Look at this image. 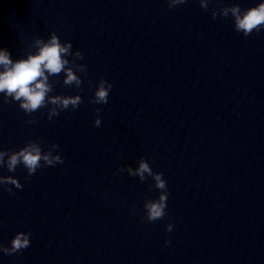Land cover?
<instances>
[{
    "label": "water",
    "instance_id": "1",
    "mask_svg": "<svg viewBox=\"0 0 264 264\" xmlns=\"http://www.w3.org/2000/svg\"><path fill=\"white\" fill-rule=\"evenodd\" d=\"M50 30L83 55L82 102L52 120L38 110L34 124L0 102V148L39 137L64 158L30 180L0 170L23 185L0 191V243L31 233L0 264H264V30L244 36L197 0H0L13 58ZM99 77L112 89L93 105ZM52 79L53 94L76 91ZM141 156L168 187L167 215L151 222L152 178L117 171Z\"/></svg>",
    "mask_w": 264,
    "mask_h": 264
},
{
    "label": "clouds",
    "instance_id": "2",
    "mask_svg": "<svg viewBox=\"0 0 264 264\" xmlns=\"http://www.w3.org/2000/svg\"><path fill=\"white\" fill-rule=\"evenodd\" d=\"M186 0H166L169 8L182 5ZM202 9L209 10L213 19L217 15L230 18L235 31L244 36L252 32L264 30V0L255 2L245 8L239 3H224L217 0L216 6L209 7L211 0H197ZM83 59L79 49H74L70 40H61L55 30H50L46 37L35 36L30 49H22V54L13 58L12 52L0 46V102H15L28 117V124L36 123V118L31 114L41 109H46L47 119L52 120L65 110H75L82 102L79 94L83 77L87 73V66L78 63ZM53 77H60L61 83L70 86L76 91L71 94L54 93ZM91 89L89 103L103 105L108 102L112 83L104 77H99L95 84L88 83ZM99 112L100 108H94ZM93 126L101 125V118L94 116ZM60 145L56 142L48 143L43 138L27 139L15 149L0 148V170L14 173L20 166L25 171V180H30L37 169L45 166H55L63 162L60 154ZM118 172H126L129 176L145 180L152 178L153 187L157 194L153 198L143 201L142 219L148 222L161 219L167 215L168 187L164 174L154 171L150 163L143 156L135 161V166H118ZM147 174V176H146ZM23 185L15 175L0 174V191L13 193V188L21 189ZM3 221L0 220V223ZM172 222L165 224V231L171 232ZM31 233L16 231L7 245L0 243V253L10 255L19 253L30 245ZM165 244L169 241L166 239Z\"/></svg>",
    "mask_w": 264,
    "mask_h": 264
}]
</instances>
